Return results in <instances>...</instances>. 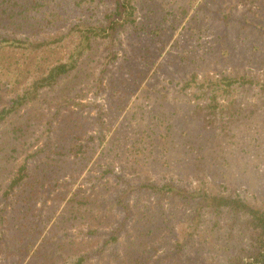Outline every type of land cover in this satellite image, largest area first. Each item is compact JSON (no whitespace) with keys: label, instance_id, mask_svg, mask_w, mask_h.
<instances>
[{"label":"rangeland","instance_id":"374dc122","mask_svg":"<svg viewBox=\"0 0 264 264\" xmlns=\"http://www.w3.org/2000/svg\"><path fill=\"white\" fill-rule=\"evenodd\" d=\"M134 6L135 24L113 40L117 59L106 67L102 91L95 95L91 83L108 51L97 39L75 72L1 125L0 210L7 208L0 215V264H68L83 247L101 244L122 218L113 202L123 188L117 175L131 183L203 186L264 210V0H135ZM112 7L113 0H0V39L53 40L74 23L103 20ZM73 45L68 37L42 51L4 48L0 109ZM192 74L244 76L255 84L236 85L220 100L222 112L208 117L195 108L193 88L179 93ZM56 103L67 107L53 118ZM39 148L28 160L29 177L3 199L8 171ZM107 165L115 175L98 179ZM83 198L94 205L88 219L76 206ZM128 203L136 206L128 224L130 264H217L243 245L239 223L224 215L215 224L205 214L200 236L178 253L173 242L189 225V209L144 192ZM88 224L98 231L93 238L83 235ZM105 255L88 264H114Z\"/></svg>","mask_w":264,"mask_h":264},{"label":"trees","instance_id":"16d2710c","mask_svg":"<svg viewBox=\"0 0 264 264\" xmlns=\"http://www.w3.org/2000/svg\"><path fill=\"white\" fill-rule=\"evenodd\" d=\"M134 1L135 0H113L112 9L104 15L103 20L95 24L87 21L74 23L69 26L65 33H62L53 40L31 42L29 38L18 40L1 38L0 52L4 48L14 47L23 49L24 46L28 50L42 51L44 48L50 47L52 44L63 39L65 40L68 37H73L74 45L65 59L56 60L54 64L47 69L45 72L46 74L34 79L28 88L11 100L10 105L0 109V127L9 115L16 113L23 106L25 107L33 102L37 98L40 90L52 89L59 80L69 77L71 73L75 72L79 68L82 59L86 57L88 52L92 51L93 43L96 42L97 39L106 41L105 44L108 47V51L102 56L104 57V61L100 69L101 74L91 83L95 89V95L102 91V78L106 71V67L117 59L116 54L112 50L113 40L117 33L127 28V26L132 27L135 24L136 9ZM87 80L88 78L86 81ZM247 84H255V81L237 75H221L219 77L199 80L196 74H192L182 82L179 93L186 95V91L193 88L191 95L193 96L195 108L199 107V109L204 112L205 116L214 117L217 111L222 112L224 108L220 103L224 95H231L236 85L242 87ZM261 87L264 89V84L261 85ZM161 89L167 91L166 87L162 86ZM72 104L81 109L86 106L80 102L76 103L74 101H72ZM53 105L56 107L53 118H57L62 108L67 107V105L65 107L58 103ZM91 139H93V137H91ZM99 140L100 143L103 142V136L101 134L99 135ZM36 142L37 141H35V143ZM35 143L30 144L28 147H34ZM15 151L16 148L11 147V152L8 153V157L11 158L12 152ZM42 151L43 149L39 148L32 154L25 155L16 171H8L6 175L8 182L2 193L3 199L6 200L9 195L14 193L15 190L21 186L23 181L29 177L28 160L29 158L36 157ZM113 170V166L107 165L101 171L98 179L104 178L108 174L115 175ZM116 178L123 182V188L115 194L113 202L114 208L119 211L122 218L119 219L118 222H115L110 231L106 233V237L101 241V244L98 242L96 245L83 247L68 264H88L91 263L93 259L95 261L103 259L106 256L105 254H107L109 258L112 257L114 264H130L129 258L133 261L134 257L130 256L128 253L130 246L128 224L135 216L134 208H136V206H130L128 201L132 194L137 196L141 192L152 197H157L158 199H178L183 203L184 207L189 209V215L187 217L189 225L186 227L185 232H183L184 235L182 239L179 240L177 238L173 242V247L176 252H181L183 247L192 238L194 239L200 236L203 223L202 218L205 214L211 215V219L214 220L215 224H218L220 218L226 215L230 219L231 225L239 223L241 225L240 228H244L245 234L242 236L243 245L239 248L238 252L228 255L217 264H264V210L261 207L252 205L237 196L221 194L219 192L213 193L203 186L185 188L170 180L157 184L145 178L138 183H131L126 180L123 181L121 175H117ZM104 205H107V202L104 201ZM76 206L79 210L83 211L84 218L92 216L94 205L88 198L76 201ZM6 208L7 205L5 204L0 210V215L6 212ZM147 220L150 222L149 224L147 223V226L152 229L155 226L154 216L152 215ZM1 221L0 218V223ZM97 234V229L91 224L85 225V231H83L84 237L93 238ZM2 235L3 232L0 230V239ZM121 240H123V246L120 251L119 247ZM69 245L72 244L69 243ZM93 246H96L95 249ZM158 263L159 261L156 262V264Z\"/></svg>","mask_w":264,"mask_h":264}]
</instances>
